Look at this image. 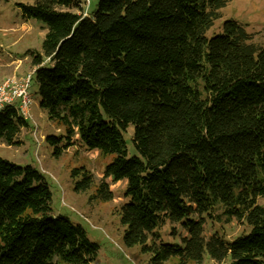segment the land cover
Returning a JSON list of instances; mask_svg holds the SVG:
<instances>
[{
    "label": "trees",
    "instance_id": "trees-1",
    "mask_svg": "<svg viewBox=\"0 0 264 264\" xmlns=\"http://www.w3.org/2000/svg\"><path fill=\"white\" fill-rule=\"evenodd\" d=\"M94 1L89 17L78 0L19 5L45 28L41 52H28L31 85L64 129L45 140L78 138L112 157L97 183L75 170L74 190L95 187L108 202L104 180L124 179L123 245L148 264H264V46L233 20L206 36L230 0ZM129 126L138 156H128ZM27 128L12 106L0 111L1 144L19 146ZM50 202L41 172L0 158V264L97 261V244ZM232 221L245 230L206 237L207 224Z\"/></svg>",
    "mask_w": 264,
    "mask_h": 264
},
{
    "label": "rangeland",
    "instance_id": "rangeland-1",
    "mask_svg": "<svg viewBox=\"0 0 264 264\" xmlns=\"http://www.w3.org/2000/svg\"><path fill=\"white\" fill-rule=\"evenodd\" d=\"M80 13L89 17L94 9V0H78ZM33 0H0V83L13 76L21 78L32 73L31 57L28 52H41V43L45 35L44 25L35 20H25L21 17L20 4H31ZM76 12V11H73ZM221 18L214 23L206 34L211 37L221 32L224 21L233 20L242 24L252 34L253 41L264 46V0H230L221 9ZM30 117L29 128L22 130L19 139L21 144L8 147L0 143V158L12 161L18 165H30L45 177L50 192V206L54 214L67 216L72 222L80 224L86 231L90 241L98 246L97 261L94 264H148L149 257L140 252L139 247L126 248L123 245V227L120 224L118 211L121 205L128 202L124 197L126 181H104L109 185L113 195L111 201L103 202L97 197L95 187L85 192L74 190L75 183L80 180L81 171L85 168L93 174L95 183L103 180L105 166L111 162V156L101 155L96 149L88 150L76 138L72 144L66 145L62 139L50 145L46 136L63 137V127L57 126L47 119L39 108L40 96L36 86L30 87ZM132 126L123 134L128 156H138L131 143ZM60 152L56 155L55 148ZM264 204V199H258ZM222 227L226 239H232L245 229L235 222L229 224L206 225V237L214 229ZM162 229L164 242H173ZM171 259L166 264H175ZM59 264H64L59 262ZM204 264H215L205 261Z\"/></svg>",
    "mask_w": 264,
    "mask_h": 264
},
{
    "label": "built area",
    "instance_id": "built-area-1",
    "mask_svg": "<svg viewBox=\"0 0 264 264\" xmlns=\"http://www.w3.org/2000/svg\"><path fill=\"white\" fill-rule=\"evenodd\" d=\"M32 73L21 78L15 76L6 78L0 83V111L5 106H12L17 115L24 121L28 122L31 119L29 112L31 104L29 91Z\"/></svg>",
    "mask_w": 264,
    "mask_h": 264
},
{
    "label": "crops",
    "instance_id": "crops-1",
    "mask_svg": "<svg viewBox=\"0 0 264 264\" xmlns=\"http://www.w3.org/2000/svg\"><path fill=\"white\" fill-rule=\"evenodd\" d=\"M20 140V139H19ZM211 263H212V261H211Z\"/></svg>",
    "mask_w": 264,
    "mask_h": 264
}]
</instances>
